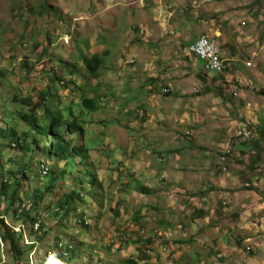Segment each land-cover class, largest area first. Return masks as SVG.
I'll use <instances>...</instances> for the list:
<instances>
[{
    "label": "rangeland",
    "instance_id": "obj_1",
    "mask_svg": "<svg viewBox=\"0 0 264 264\" xmlns=\"http://www.w3.org/2000/svg\"><path fill=\"white\" fill-rule=\"evenodd\" d=\"M48 1L57 14L41 17L37 12L42 0H0V218L5 225L0 223V264H15L17 254L19 264H264V141L258 133L250 142L235 140L228 129L221 137L212 133V105H216L212 104V82L227 87L225 74L239 70L230 66L223 75H208L203 69L195 72L185 54L187 39L192 43L206 35L215 40L221 58L235 54L238 65L250 59L264 71V0H142L140 6L138 0ZM93 54L103 65L97 77L90 78L82 57ZM145 55L154 56L149 61L154 62L157 76L173 73L169 82H179L183 88L180 93L172 89L164 97L178 94L179 102L194 100L202 116L175 130L174 143L171 134L163 135L158 146L136 137L135 152L129 157L131 147L124 145L135 136L120 132L112 120L121 114V100L118 93L112 97L110 93L144 79L145 58L139 57ZM206 88L210 94L203 93ZM243 90L256 98L250 88ZM40 93L53 94L48 97L53 112L64 111L65 118L67 113L81 115L87 143L76 161L78 168L69 169L66 162L48 159L43 153L26 154L7 136L14 132L21 138L27 130L20 116L29 107L15 103L13 97H29L30 104H37ZM90 96L97 106L100 97L108 98L95 114L81 113L82 98ZM223 98L228 102L232 95L227 92ZM171 104L166 103L164 110ZM132 107L141 104L133 102ZM106 109L109 119L99 123L97 115ZM41 113V105L35 113L29 112ZM217 113V117H228L221 109ZM106 139L108 145L103 143ZM96 146L98 152L93 150ZM227 146L232 154L223 171L220 154ZM151 147L171 149L163 152L161 161ZM212 161L218 162L220 174H226L219 183L237 180L236 198L219 197L222 186L214 192V200L202 196L209 187L212 191ZM42 164L48 168L46 174L39 168ZM190 166L200 173L197 185L188 179ZM236 173L239 178L232 176ZM180 180L182 186L175 183ZM11 184L18 195L8 205ZM140 186L150 188V193H140ZM68 194L73 199L66 205L63 200ZM62 201L67 211L59 207ZM22 204L28 216H17ZM198 211L203 217L196 216ZM83 217L89 225L77 226ZM36 221L41 229L34 231ZM138 228L145 233L141 235ZM5 229L16 240L15 250L1 240ZM56 239L69 240L73 249L64 256L47 255Z\"/></svg>",
    "mask_w": 264,
    "mask_h": 264
},
{
    "label": "crops",
    "instance_id": "obj_2",
    "mask_svg": "<svg viewBox=\"0 0 264 264\" xmlns=\"http://www.w3.org/2000/svg\"><path fill=\"white\" fill-rule=\"evenodd\" d=\"M141 2L142 0H138L137 3L139 4L137 5L140 6ZM125 10L127 9L125 8ZM129 12H132L131 9ZM129 12L127 11L125 15H128ZM157 20H159V18H157ZM161 37L164 39L166 38L172 39L173 41H176L177 39V38H171V37H165V36H161ZM196 38L194 39V41L196 40ZM179 39L184 40L181 37ZM190 40L191 38L186 40L188 42V45L194 42L193 41L192 43H190ZM185 54L189 56L191 60L190 66L194 67L195 72H197L198 69L204 70L203 62L200 59L193 57L192 54H188L186 51H185ZM107 55L108 53L104 55V58H103L104 61L106 60ZM146 56L148 55L139 57V58L141 57L145 58V64H144L143 71L147 72V74L146 76H144V79H141V80L136 79L137 80L136 86L127 85V86H124L118 92L110 93V97L118 93L117 95L120 96V100H121V101L118 100L120 101V105H119L120 107H118V109L119 108L121 109V114L113 118L112 120H114V122L120 128V132L124 130L126 133H129L128 134L129 138L132 136H135L133 142H132V139H130V141H128V145H124L127 147H131V151L129 152V157L130 155H132L131 153L135 152V150L132 149V147L134 148L136 137H138V139H140L141 137H144V139H147L148 141H150V145L158 146L159 144H161L160 142H162L161 140H162L163 135L171 134L172 143H174L177 141V137H176L177 134L175 135V133L181 126H187L189 124H193L195 123L194 121H197V119H200L202 116L201 109L200 107L196 105L197 103H195L194 100L188 99L185 103L181 101L179 102L177 101V99L179 98L178 94H176L175 96L173 94L171 97H164V96H168L167 94H162V89L165 87L169 88V93L172 91V89H177L178 91L176 93H180V90L183 88L179 85V82L178 83H176L175 81L169 82V80L172 79L170 77L173 75V73L168 75L166 74L167 73L166 72L163 74V76L161 75L159 76L160 74L159 73L158 76L160 77L161 79L160 80L157 74H155V72L157 73V71L154 70V62L149 61L154 56H148L149 57L148 60H146ZM223 58L227 60L228 62H230L229 69L231 66V69L237 68L239 71L237 73L235 71H228L229 69L227 70L228 73H226L227 71H225L226 74L224 73L225 74L224 80L227 83H229L227 87H225V85L220 84L218 82L217 83L212 82V104H216L214 106L212 105V133L215 134V138L224 136L223 132L226 129L229 130L228 135L233 136L238 125L242 122L246 121V122H249V124L255 127H258L257 125L259 123L261 124L262 120L264 121V116H263L264 115V94L261 95L259 94L260 92L254 91L252 92V94L256 96L255 98V97L250 96L251 94L250 91L243 90L247 88H238L235 85L230 84V82H232L234 78L239 77V78H245L247 80H251L256 87H263L264 86V71L257 68L256 65H252V62L250 59L241 61L240 64L238 65L237 62L239 61V58L236 57L235 54H232L230 58H226V57H223ZM206 74L210 75L209 73H206ZM196 78L197 77L194 76V79ZM85 83L89 84V82H85ZM161 83H166V85H161ZM171 83H173V86ZM129 87L132 88L131 92L129 91ZM206 90L208 89L206 88ZM206 90L203 93L205 95L210 94L209 91L206 93ZM227 92H229L230 95H232V98H230V101L228 102H226V100H223L224 99L223 97L226 95ZM234 92L237 93V95H234ZM97 97H99V94H97ZM107 98L108 97L99 98V100L102 102H98L97 109H99V106H101V104H103V101ZM247 98H250V100ZM111 101H114L113 98H111ZM133 102L136 104V106H139V104H141V107L133 108L132 107ZM166 103H172V104L170 105L168 109L164 110V106ZM247 103H249L250 106H247L246 105ZM108 105L111 106V103H109ZM108 105H106V107H108ZM183 105H187V109H183V108L179 109V107H182ZM171 108H176V109L172 111ZM226 108L229 109L230 113L231 112L233 113L231 115L232 117L229 116L228 110ZM220 109L226 114H228V117L226 116L217 117L218 116L217 111H219ZM178 110L181 111L182 113H179ZM106 112H107V109L105 112L103 113L100 112V114L97 115V119L100 120L99 123L105 121V119H109V117L106 115ZM140 112H143L144 114L143 117L140 116ZM124 114L125 115L129 114V115H126L128 116L127 120ZM127 122H129L128 126H126ZM219 122H221L222 124H219ZM177 125H179L178 128H177ZM91 128L92 126L87 127L88 130H90ZM84 132H85V128H84ZM93 132L94 131H92L91 133ZM123 135L126 136L125 134ZM156 135L158 136V138L156 137ZM212 137L214 138V136ZM86 141L85 143H87ZM131 142L132 144L130 145ZM103 143L108 145L107 139ZM215 143L217 144V141H215ZM168 147L166 149H155L151 147L152 148L151 151L157 154L160 157V159H162L161 161H164L163 152L168 153L169 150L171 149ZM241 148H245V147L242 146ZM95 149L98 152L99 150L98 146H96L93 150ZM173 149L176 152H182V151L176 150V148H173ZM214 149L215 147L212 148V151H214ZM174 158H178V157H174ZM161 161L160 163H162ZM71 165H72V168L74 166H77L76 160L74 164H71ZM185 165L188 166L189 164H185ZM212 166H213L212 168V191L209 192L210 187L206 190L203 189L204 192L202 193L203 194L202 196L205 197V195H209V198L214 200V192L216 191V189H218V186H222L223 191L222 192L219 190L217 191V192L222 193L219 197H224V199H227L228 197L236 198V193H234L233 190L236 189L237 186L239 185L237 180L235 181V179H228V182H225L224 185H222L221 182L219 183V180L225 179L226 176L224 175L226 174H220L221 172L219 169L218 162H214L213 164V161H212ZM195 169L196 167L190 166V169L188 172V175H189L188 179L191 180V183H193L194 185H197L200 182L199 181L200 173L197 172ZM146 170H147V166L145 168V172ZM174 173L175 175L174 174L172 175L176 176L177 173L176 172ZM232 176L239 178V173H236ZM135 181H136V177H135ZM175 183L179 186H182L181 180H180V183L177 181ZM186 183L190 184L188 181H186ZM228 183H230V186L227 185ZM192 199H194V197H192Z\"/></svg>",
    "mask_w": 264,
    "mask_h": 264
},
{
    "label": "trees",
    "instance_id": "obj_3",
    "mask_svg": "<svg viewBox=\"0 0 264 264\" xmlns=\"http://www.w3.org/2000/svg\"><path fill=\"white\" fill-rule=\"evenodd\" d=\"M40 10L37 12L41 17L43 15H48L50 13H53L54 15L57 14L56 8H54L53 5L48 0H42L40 3ZM82 63L86 70L87 76L91 77H97V70L103 65V61L101 58L98 57L97 54H93L92 57H82ZM52 70V68H50ZM57 78H54L56 80ZM53 80V81H54ZM209 90H206V93ZM264 94V92H261ZM169 93H167L168 95ZM53 96L51 93H40L39 99L37 104H30L31 100L29 97H13V101L15 103H18L20 106H28L27 113H24L20 116V118L24 121V124L27 126V130L23 131L21 134V138L16 137L14 132L8 133L7 136L11 138V140H14V142L18 145L19 149L22 152H25L26 154H34L37 153H43L46 155V157L49 158H56L58 161H65L66 164H68V168H71V164H74L75 157H79L80 151L82 149H85V133H84V127L79 123V121L76 119V117H72L70 120H65L63 118V112H53L54 110L51 109L49 106V100L48 97ZM94 101L92 98H83L81 104L84 107V110L90 111V109H94ZM30 105V106H29ZM41 105L42 113L33 115L29 114V112H34L39 108ZM62 130V131H61ZM256 134L260 138V140L264 141V121L262 120L260 128L258 127L256 130ZM189 134L188 132H186ZM73 135H76V138L73 137ZM81 137V139H80ZM258 138V140H259ZM81 140V143L79 145H76ZM252 141L249 140V142ZM247 142V141H246ZM255 144V143H254ZM258 145V144H256ZM1 151V148H0ZM86 151V150H85ZM260 151V148L258 147V150ZM222 155V154H220ZM220 168V167H219ZM24 174V173H23ZM18 182V181H17ZM16 183V181H15ZM9 193L7 195V202L8 205L13 204L15 199L17 198V189L16 186L9 185ZM138 191L142 194H147L151 190L150 188L146 186H140L138 188ZM203 195V194H202ZM0 196H1V190H0ZM37 199V196H35ZM73 199V194H68L63 201H66V205L69 204V202ZM38 201V199H37ZM62 202H58V205L61 209H65V204ZM36 203V202H35ZM26 206L20 211L21 213L17 216H20L21 214L29 215L28 211L26 210ZM30 209V208H29ZM28 209V210H29ZM204 213L202 211H198L196 216L203 217ZM30 221H34L33 217H29ZM0 223L2 226L5 227L3 224V220L0 218ZM35 223V222H34ZM41 229V227L34 228V231H37L38 229ZM21 236V235H20ZM1 240L6 243L10 248L16 249V240L13 237V234L10 233L8 229H5L2 233ZM147 242H150V239L147 240ZM67 245H70L69 242ZM73 248H70V251ZM69 251V249H67ZM51 255V254H47ZM60 256H63L62 254H59ZM15 264L20 263V256L17 254L14 258ZM129 264H135L133 261H128Z\"/></svg>",
    "mask_w": 264,
    "mask_h": 264
},
{
    "label": "built area",
    "instance_id": "obj_4",
    "mask_svg": "<svg viewBox=\"0 0 264 264\" xmlns=\"http://www.w3.org/2000/svg\"><path fill=\"white\" fill-rule=\"evenodd\" d=\"M200 1V3H202L210 2L212 0ZM185 51L188 54H192L194 57L200 59L203 62L204 71L206 73L223 74L229 69V64L227 63V61L224 58H221L220 56L218 46L215 40L206 35H200L192 44L186 47ZM130 62H133V60H130ZM232 82H234V85L238 88H250L251 90L256 92H264V86L256 87L251 80H247L245 78L236 77L232 80ZM168 91L169 89L167 88H164L162 90L163 93H167ZM234 95H237V93L234 92ZM246 105L250 106L249 103H247ZM255 134V127L249 124V122L245 121L238 125L233 137L241 141H249L254 137ZM231 150V147L227 146L221 153L222 155L220 158V164L222 166L223 171H226V165L228 157L231 154ZM246 186H248V184H246ZM82 220L83 221L81 222L87 225V220H85V218ZM138 230L141 235L145 233L144 229L138 228ZM59 247L64 249V245L62 243H59ZM69 248H71V246H69ZM62 253H64V255L66 254L65 252Z\"/></svg>",
    "mask_w": 264,
    "mask_h": 264
},
{
    "label": "clouds",
    "instance_id": "obj_5",
    "mask_svg": "<svg viewBox=\"0 0 264 264\" xmlns=\"http://www.w3.org/2000/svg\"><path fill=\"white\" fill-rule=\"evenodd\" d=\"M144 30L143 29H141L140 30V34H141V32H143ZM133 61H134V59H132ZM122 61H124V60H122ZM227 61V60H226ZM125 63L126 64H130V63H127L126 61H125ZM132 63V62H131ZM227 63L229 64V62L227 61ZM210 74V73H209ZM212 74V73H211ZM163 90V89H162ZM167 93H169V91L167 92ZM167 93H163L162 92V94H167ZM87 98H92L91 96L90 97H87ZM82 100H83V98H82ZM82 100H81V102H82ZM92 100L95 102V100L92 98ZM80 112L81 113H84V112H89V109L86 111V110H84L83 108V106H82V104L80 103ZM97 109V105H96V103H94V109L92 110V109H90V111H91V114H93L94 113V111ZM63 112V118L65 119V120H70V119H72V117L73 116H71V114L70 113H67V115H69V117L68 118H65V116L64 115H66V112H64V111H62ZM142 115H144L143 114V112H140V116L142 117ZM74 117H76V119L79 121V119H80V117H81V115H79V114H77V115H75L74 114ZM85 133V132H84ZM235 139V138H234ZM235 140H238V139H235ZM241 141V140H240ZM233 142V141H232ZM241 142H246V141H241ZM232 149V148H231ZM83 150V149H82ZM82 150L80 151V152H82ZM232 151V150H231ZM87 154V153H86ZM232 154V153H231ZM81 156V155H80ZM79 156V157H80ZM79 157H75V159L74 160H76L77 161V159L79 158ZM65 162V161H64ZM219 164H220V162H219ZM39 168H40V170L42 171V173L43 174H46L47 173V171H48V168L46 167V165H44V164H42V165H40L39 166ZM69 169H71V168H69ZM220 170H221V168H219ZM26 206V204L24 205V204H22L21 205V207L19 208V210H18V214H20L21 212V210L24 208ZM38 217V216H37ZM85 217H83L82 219H84ZM82 219H78L77 220V222H76V224H77V226L78 225H80L81 227L82 226H84V227H87L88 225H89V221L85 218V220H87V225H85L83 222H81V221H83ZM38 227H40V221H36L35 223H34V228L36 229V228H38ZM63 230V229H62ZM68 242L70 243V241L69 240H66V243H65V241L64 242H62V240H55V243L52 245V247H51V245H50V249L51 250H49L48 252H47V254H54V253H56V254H62L63 256H64V253H62V252H65L66 254H67V252L69 253L70 252V248H69V246H71V248H73V245H67L68 244ZM33 243V242H32ZM31 243V244H32ZM59 243H62L63 245H64V249H62V248H60L59 247ZM70 244H72V243H70ZM61 249H62V251H61ZM67 249H69V251H67ZM53 252V253H52ZM65 254V255H66Z\"/></svg>",
    "mask_w": 264,
    "mask_h": 264
}]
</instances>
